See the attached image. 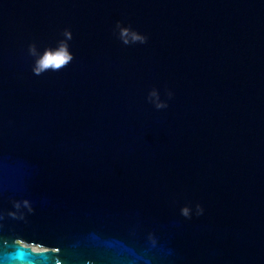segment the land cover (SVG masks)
<instances>
[{
    "label": "water",
    "instance_id": "water-1",
    "mask_svg": "<svg viewBox=\"0 0 264 264\" xmlns=\"http://www.w3.org/2000/svg\"><path fill=\"white\" fill-rule=\"evenodd\" d=\"M0 264H264V0H0Z\"/></svg>",
    "mask_w": 264,
    "mask_h": 264
},
{
    "label": "clouds",
    "instance_id": "clouds-1",
    "mask_svg": "<svg viewBox=\"0 0 264 264\" xmlns=\"http://www.w3.org/2000/svg\"><path fill=\"white\" fill-rule=\"evenodd\" d=\"M70 60V57H69ZM48 62L47 61H37L36 62V67L33 69L34 74H39L41 71L45 70L47 68ZM156 94L153 93L152 96H155ZM164 105L157 104L156 107L160 108L163 107ZM182 214L187 215L186 212H182Z\"/></svg>",
    "mask_w": 264,
    "mask_h": 264
},
{
    "label": "snow or ice",
    "instance_id": "snow-or-ice-1",
    "mask_svg": "<svg viewBox=\"0 0 264 264\" xmlns=\"http://www.w3.org/2000/svg\"><path fill=\"white\" fill-rule=\"evenodd\" d=\"M62 62H63V61H62L61 59H57V60H56V63H57V64H60V63H62Z\"/></svg>",
    "mask_w": 264,
    "mask_h": 264
},
{
    "label": "rangeland",
    "instance_id": "rangeland-1",
    "mask_svg": "<svg viewBox=\"0 0 264 264\" xmlns=\"http://www.w3.org/2000/svg\"><path fill=\"white\" fill-rule=\"evenodd\" d=\"M33 250H39L37 247H32Z\"/></svg>",
    "mask_w": 264,
    "mask_h": 264
}]
</instances>
